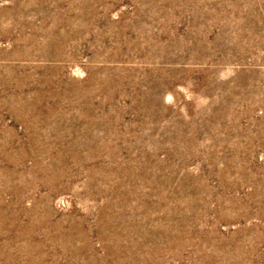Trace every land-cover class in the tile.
Segmentation results:
<instances>
[{
    "label": "rangeland",
    "instance_id": "1",
    "mask_svg": "<svg viewBox=\"0 0 264 264\" xmlns=\"http://www.w3.org/2000/svg\"><path fill=\"white\" fill-rule=\"evenodd\" d=\"M0 264H264V0H0Z\"/></svg>",
    "mask_w": 264,
    "mask_h": 264
}]
</instances>
